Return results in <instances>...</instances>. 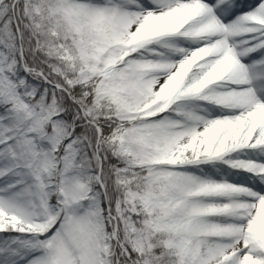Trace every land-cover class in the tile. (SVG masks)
<instances>
[{"label": "snow or ice", "instance_id": "6c2138e0", "mask_svg": "<svg viewBox=\"0 0 264 264\" xmlns=\"http://www.w3.org/2000/svg\"><path fill=\"white\" fill-rule=\"evenodd\" d=\"M0 264H264V0H0Z\"/></svg>", "mask_w": 264, "mask_h": 264}]
</instances>
